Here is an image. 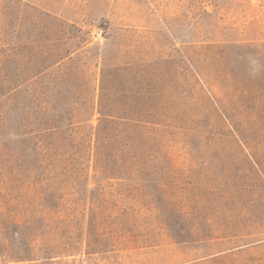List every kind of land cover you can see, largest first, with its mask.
Segmentation results:
<instances>
[{
	"label": "rangeland",
	"instance_id": "374dc122",
	"mask_svg": "<svg viewBox=\"0 0 264 264\" xmlns=\"http://www.w3.org/2000/svg\"><path fill=\"white\" fill-rule=\"evenodd\" d=\"M0 264H264V0H0Z\"/></svg>",
	"mask_w": 264,
	"mask_h": 264
}]
</instances>
